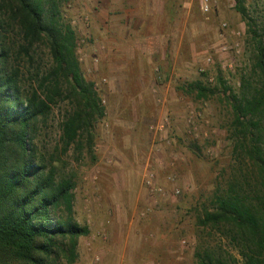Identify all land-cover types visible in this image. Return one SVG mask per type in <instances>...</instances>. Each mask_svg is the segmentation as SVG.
<instances>
[{
    "label": "rangeland",
    "instance_id": "rangeland-1",
    "mask_svg": "<svg viewBox=\"0 0 264 264\" xmlns=\"http://www.w3.org/2000/svg\"><path fill=\"white\" fill-rule=\"evenodd\" d=\"M207 1L209 11L203 12V0H165L167 22H156L152 16L146 22H150L145 27L148 34L160 33L173 55L161 63L163 68L151 69L158 84L157 112L140 125L136 136L128 132L132 127L109 119L134 114L122 108L111 117L107 114L105 82L99 74V58L106 49L102 40L90 36L89 27L77 22L85 17L82 3L70 0L63 5L62 18L76 34L83 77L93 82L105 108V116L94 125L91 148L79 152L71 147L62 153L60 124L70 110L67 101L40 122L36 139L45 160H55L57 178L74 183L72 217L88 229L77 239L73 264H91L94 258L100 263L89 233L102 229L120 230L141 263L152 257L157 264H195L203 206L210 204L217 183L236 164L228 97L238 92L241 77L251 73L254 53L236 1ZM245 6L257 28H264V0H246ZM224 46L226 51L221 50ZM36 60L48 64L44 45L39 46ZM166 71L171 75L164 78ZM195 83L214 93L199 99L190 88ZM148 175L153 176L151 186L146 183ZM117 216L121 219L115 220ZM221 246L239 260L227 243ZM57 264L66 260L60 257Z\"/></svg>",
    "mask_w": 264,
    "mask_h": 264
},
{
    "label": "trees",
    "instance_id": "trees-1",
    "mask_svg": "<svg viewBox=\"0 0 264 264\" xmlns=\"http://www.w3.org/2000/svg\"><path fill=\"white\" fill-rule=\"evenodd\" d=\"M69 1L0 0V264H57L60 257L73 264L77 239L88 234L72 217L74 183L57 178L55 160L46 161L36 144L40 122L62 102L70 106L60 124L62 153L91 148L94 125L105 116L81 72L76 34L62 18ZM235 1L253 65L228 97L236 164L203 206L195 264H264V28L246 0ZM40 45L48 64L36 60ZM190 88L199 99L214 93L201 83Z\"/></svg>",
    "mask_w": 264,
    "mask_h": 264
},
{
    "label": "crops",
    "instance_id": "crops-1",
    "mask_svg": "<svg viewBox=\"0 0 264 264\" xmlns=\"http://www.w3.org/2000/svg\"><path fill=\"white\" fill-rule=\"evenodd\" d=\"M79 2L82 3L85 17L91 19L90 36L102 40L101 43L106 49L103 51L105 54L99 58L101 63L99 74L103 76L102 81L105 82L103 102L107 105V114L111 117L118 108L134 114L132 118L126 116L109 119L122 127H132L128 132L136 136L140 125L152 120L157 112L158 84L156 85L153 79L155 73L151 72V69L161 65L168 55L170 57L173 55L171 49L164 47L167 44L165 45L160 33L149 35L145 29L150 23L146 22L152 17L156 22L157 19L167 22L165 0H79ZM168 73V71L164 73V78L168 77ZM145 109L149 112H145ZM120 219L118 216L115 218ZM107 231L102 229L89 233L93 250L97 253L96 258L100 257L99 264H157L152 257L141 263L134 254V248L123 242L120 230L113 232L109 230L108 236ZM101 236L107 237L108 242H103ZM94 262L95 258L91 264H97Z\"/></svg>",
    "mask_w": 264,
    "mask_h": 264
},
{
    "label": "built area",
    "instance_id": "built-area-1",
    "mask_svg": "<svg viewBox=\"0 0 264 264\" xmlns=\"http://www.w3.org/2000/svg\"><path fill=\"white\" fill-rule=\"evenodd\" d=\"M202 11L203 12H208L209 11V7H208V1L207 0H203V3H202ZM81 22L82 23V26H86L87 28L89 27V19L87 17H80L79 20L77 22ZM77 22H75V24L77 25ZM226 29V25L223 24L221 26V30L222 31H225ZM220 37H223V34H220ZM221 50L223 51H226V47H222ZM97 61V59L95 60ZM104 103V102H103ZM152 175H148V177L146 178V183L148 186H151L152 185ZM178 193V191L176 192V194Z\"/></svg>",
    "mask_w": 264,
    "mask_h": 264
}]
</instances>
